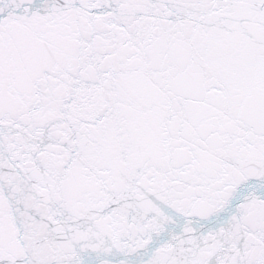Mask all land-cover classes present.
I'll return each instance as SVG.
<instances>
[{"label":"snow or ice","instance_id":"1","mask_svg":"<svg viewBox=\"0 0 264 264\" xmlns=\"http://www.w3.org/2000/svg\"><path fill=\"white\" fill-rule=\"evenodd\" d=\"M0 264H264V0H0Z\"/></svg>","mask_w":264,"mask_h":264}]
</instances>
